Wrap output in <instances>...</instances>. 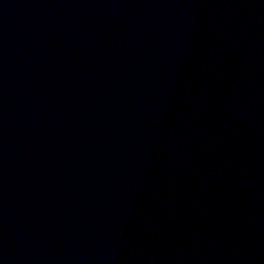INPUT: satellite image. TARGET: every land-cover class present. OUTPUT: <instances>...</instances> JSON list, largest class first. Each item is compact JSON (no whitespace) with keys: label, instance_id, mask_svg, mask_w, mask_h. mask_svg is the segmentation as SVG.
I'll use <instances>...</instances> for the list:
<instances>
[{"label":"water","instance_id":"1","mask_svg":"<svg viewBox=\"0 0 264 264\" xmlns=\"http://www.w3.org/2000/svg\"><path fill=\"white\" fill-rule=\"evenodd\" d=\"M0 264H264V0H0Z\"/></svg>","mask_w":264,"mask_h":264}]
</instances>
